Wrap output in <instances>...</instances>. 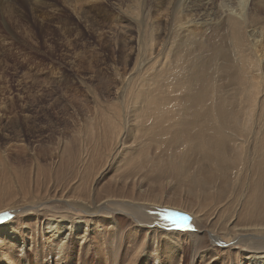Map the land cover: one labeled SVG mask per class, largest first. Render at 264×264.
<instances>
[{
    "label": "rangeland",
    "instance_id": "rangeland-1",
    "mask_svg": "<svg viewBox=\"0 0 264 264\" xmlns=\"http://www.w3.org/2000/svg\"><path fill=\"white\" fill-rule=\"evenodd\" d=\"M240 2L239 6L235 4L231 8L233 11L229 16L238 21L241 34L230 30V24L227 25L229 16L219 15V0L208 8L200 6L197 0H0V206H15L16 209L7 211L11 218L5 223L13 221L22 240L32 237L34 248H38L41 255L39 259L34 255V248L27 247L25 256L28 259L20 264H46L44 243L51 237L47 234L46 220L52 216L39 217L37 211L47 206L50 212L65 214L64 206L67 205L62 200L67 198L68 189L88 200L94 193L97 197V194L109 191L106 195L111 197V203H116L121 192L127 196L135 193L136 196H144L139 184L128 176L145 165L147 155L144 149L147 152L150 149L155 157L163 149L162 142H175L174 137L168 134L162 135L160 143L148 140L145 143L141 139L143 136H139V127H136L141 123L135 121L145 107H156L169 118L181 111L183 119L188 124L197 123L195 125L199 129L205 124L193 115V102L208 103L207 110L210 104L216 106L218 96L223 103L224 117L217 124V138L196 142L195 135L199 134L191 130L190 141L186 138L185 143L188 150L194 151L192 147L196 146L197 151L191 156H182L194 161V172H200L195 177L184 176L183 180L206 177V181L213 184L218 176L212 173L227 169L234 162V157L241 160V156L246 155V159L252 161L254 153L259 152L262 159L249 161L248 175V170L244 169L248 160L244 159L245 166L230 172L240 174H233L235 177L232 175L225 187L217 188L225 181H216L214 190L225 191L219 202L214 203L217 206L227 200L223 198L227 192H232L229 198L236 194L231 202H225L226 210L214 212L208 208L198 217L182 211L180 216L175 205L184 201L187 209L190 202L202 197L201 187L195 184L193 189L172 179H163L155 184L153 175L145 181L154 186L147 196L154 203L163 197L167 199L166 203L174 205V216L169 215L166 206L152 217L168 219V236L173 237L174 234L171 240L174 243L181 235L179 240L183 250L178 264H224L219 260L225 253H231L233 259L231 262L225 260L226 264L245 263L241 253L248 252L244 247L246 241L234 246V238L264 236L256 233L258 231L252 234L236 232L239 228L235 227L242 219L238 218L242 217L240 213L248 203L247 196L259 180L251 169L264 173V0ZM211 10L215 12L213 23L203 24L198 20L203 12ZM242 62L253 66L254 74L250 75L248 82H255L257 86V110L253 113L256 117L252 115L243 121V127L249 129L247 136L236 138L232 105L242 90L237 86V92L233 81L240 67L236 73L234 69ZM166 86H172L171 90L177 94L171 97L175 105L166 104L169 99ZM198 92L204 93L200 95ZM216 92L221 94L216 96ZM248 92L245 91L246 94ZM247 106L249 109L248 103L245 109ZM257 112L263 115L258 126L255 120L258 119ZM204 116L202 114L201 118ZM150 120H155L154 127L162 125L157 114ZM168 121L171 124L164 122L176 136L178 132L188 135V130L184 131ZM200 122L204 125L200 126ZM145 123L151 125L150 121L145 120ZM119 135V148L116 149ZM144 136L146 139L153 137ZM202 139L199 138L200 141ZM199 148H204L201 150L204 154L216 152L222 165L213 164L220 168L205 166L203 158H200L204 155ZM136 149H142V154L134 165ZM118 167L122 170H113ZM79 168L82 172L78 171ZM100 175L102 177L97 180ZM53 195L59 200H44L48 203L39 206L42 197ZM196 201L203 208V204ZM106 209L97 208V213L94 211L95 214L89 215H83L79 210L74 211L78 215L71 216H86L87 220L94 219L100 226L96 231L94 227L90 228L89 244L94 238L103 236L110 245L108 232L113 230V225L120 239L126 234L138 235L141 231L145 246L142 250L146 251L149 244L153 247L152 244L159 239L157 254L165 258L163 264H169L167 258L173 252L169 247L175 245L168 242L165 234L161 237L149 235L150 232L147 234L143 229L146 226L136 222L142 218L129 215L123 208L111 205ZM177 215L178 218H174ZM146 237L150 240L144 245L148 241H145ZM191 238L199 242L201 249L200 246L194 247ZM218 241L226 243L225 247ZM133 243L130 238H125L126 247ZM83 246L76 245L71 250L77 255L75 260L81 257ZM0 250L3 259L10 257L13 260L20 255L19 250L14 251L8 244L2 245ZM200 252H206L205 259H201Z\"/></svg>",
    "mask_w": 264,
    "mask_h": 264
},
{
    "label": "bare ground",
    "instance_id": "bare-ground-1",
    "mask_svg": "<svg viewBox=\"0 0 264 264\" xmlns=\"http://www.w3.org/2000/svg\"><path fill=\"white\" fill-rule=\"evenodd\" d=\"M215 1H217V0H197V2L200 3L199 5L203 6L205 8H208L209 5L213 4V2H215ZM219 1H220V6L218 5L219 15L221 17H227V16L231 15V13L233 11L231 8L235 4H237L239 6V2L243 1V0H219ZM238 6H235V7H238ZM213 8L215 9L216 7H213ZM211 11L210 12H203L199 16L198 20L201 21L203 24H209L210 25L211 23H213V21L215 19L213 17L214 11L213 10H211ZM228 24H230V26L232 28L230 30H234L236 33L241 34L240 24L238 23V21L236 19H234L232 17L230 18V16H229V20H228L227 25ZM230 26H228V28ZM240 42H241V40H240ZM214 46H215V44H214ZM238 47H240V46H238ZM210 49H212V48H210ZM242 54H240V55H242ZM178 55H179V53H178ZM185 58H187V57H185ZM249 59H248V61H249ZM250 61H253V60H250ZM173 64H175V63H173ZM203 67H204V65H203ZM238 67H240V72L236 73V71H238ZM252 67L253 66L250 63L248 65H246V64H244V62L241 63V66H237L236 70L231 67L232 70L234 69V71L236 73V78L233 81L234 82L233 86H234L236 91H237V89H236L237 86H240L241 90H242L241 92L237 91L238 92L237 93L238 99L235 100L234 104L232 105V108L235 111V121H236V123L234 124L235 126L233 128V134L236 138L247 136L249 129H248V127H243L242 124L245 121H247L246 120L247 117H252L253 113L257 110V93H256L257 86H256L255 82H248L250 75L254 74V72L252 71L253 70ZM234 71H233V73H234ZM252 77H253V75H252ZM170 78H171L170 76L167 78L168 82H169ZM171 82H173V81H171ZM166 87H167L166 88V91H167L166 96H168L169 99L167 101L168 103H166V102L165 103L167 104V106L173 105V104L175 105V103L172 102L174 100L172 99V101H171V97H173L177 94H175L174 91L171 90L172 86H171V88L169 86H166ZM173 89H174V87H173ZM246 90H249V92L247 94L245 93ZM199 92H198V94H200ZM203 93H201V94H203ZM218 94H221V93L216 92V96ZM234 99H236V98H234ZM166 100H167V98H166ZM158 102H160V101H158ZM216 102H217L216 106L213 104H210V106L208 107L207 110L205 108L208 106V103L205 102L204 104H200L196 100L193 102L195 104L193 115L195 117H198L199 120L201 119V122H203L205 124L204 125L200 122L201 123L200 126L204 125L203 127H200L201 129L200 128L198 129V126L195 125L197 123L188 124L186 119L185 118L183 119V115H182L183 113L181 111L178 114H174L173 117L169 118L165 115V113L156 109V107H154V108L150 107L148 109H146V107H145V109L143 110V114L139 115V119L135 121V122H138V124L141 123L139 125H136V127H139L138 128L139 129L138 130L139 136L140 137L143 136V137H141V139H144L145 143H147L146 140H148L150 142H154V143L155 142L160 143L162 135L168 134V135H172L174 137L175 142L173 144H166V143L162 142L163 149H162L160 155H156L155 157L150 153V149L148 150V152L144 149V151L147 155V161H146L145 165H143L142 167H138L137 170L131 172V174L128 176L129 179L133 180L136 184H139L138 187L142 193H145L144 196H141V195L136 196L135 195L136 193L131 194L130 196H127L128 194L123 195L121 192V194L117 196L116 203H111V201H110L111 197L106 195V193H108L109 191L101 193L99 196L97 194V197H95V193H94V196H92V198L88 200V198L84 197V195H82V196L79 194L77 195V194H75L74 190L67 188L68 189V193H67L68 196H67V198L65 197L64 200H62L64 202H66V205H67V206H64L65 209L67 210L65 214H60L57 212H50V210L47 209V206L46 207L44 206V204L48 203L49 201H52L53 200L52 198H55L54 195L42 197L39 200V202H41V203H39L40 204L39 206H44V209L42 211H37V214L39 215V217H44V216L47 217L49 215L52 216V218L46 220V222H47L46 225L48 226V227H46V230H48L47 234H51V237L47 239L48 241H46V243H44V248H46V255H47L45 257L46 264H94L95 262H98V264H105L107 261H109L108 262L109 264H136L138 262L139 263L140 262L145 263V264H163L162 260H164L165 258L163 259L162 256H160V254H157L158 253L157 251H159L157 249L160 246V241H159V239H157V236L155 238V239H157V243L154 242L152 244L153 247H151V245L149 244L150 237L145 238V241L146 240H148V241L144 245H146V244H149V245H147L148 247L146 248V251H143L142 249L145 246H143V243H142L143 240L140 236L141 231H140V233H138V235H134L133 233L132 234H126V235H124V237L122 236V238L120 239V237H119L120 235H118L116 233L117 228L115 227V225H113L112 226L113 230L108 232V237L111 239L110 240L108 238L110 240V245L109 244L107 245V240H105L103 238V236H100L99 238H96V239L94 238L91 241V243L89 244L90 233H91L90 228L94 227V230L96 231L97 229H99L100 226L98 225V223L96 221H94V219L87 220L86 216H83V217L76 216L75 218H72L71 216L79 214V213L78 214L74 213V211H77V212L82 211L81 213H83V215H89V214H92L97 208H103L104 207V208L108 209L111 205H113L116 207L123 208L124 210H126V212H129L128 213L129 215L134 214L135 217L142 218L141 221H136V222L138 224H140L141 226L145 225L147 227V228L146 227L143 228V229L147 230L146 231L147 234L150 232L149 235L157 234L159 237H161L165 234L164 236L167 237V239H169L168 242H170L174 238V234H173V237L168 236V232L170 231V227H167V225L169 224L167 222L168 219H162L160 217L159 218H156V217L153 218L152 216H155L156 211L163 209L166 206H167V209L170 211L169 215L174 216L173 215L174 205H172L170 203H166L167 199H163V197L158 198L159 199V201L157 200L158 203H154L153 199H151L150 197L148 198V196H147V193L152 192V187H154V186L151 185L150 183L147 184L148 182L145 183V181L148 178V176L153 175V177H155V179H153V182L155 184L160 183V181H163V179L164 180L165 179H167V180L172 179V180L177 181L178 183L179 182L183 183L184 182V180H183L184 176L195 177L200 172V171L198 173L194 172V170H193V165H194L193 162L194 161L192 162L190 158H188L190 160L187 161L188 159L186 160V158L182 156V155H186V157L191 156L193 154V152L197 151V150H195V149H197L196 146L192 147L194 151L188 150L187 144L185 143V139L187 138L189 140V136L191 135V130L194 131V133L199 134V135H195L196 142H203L206 140H211V139L217 138L215 131H216L218 122L223 120V117H224L223 113L224 112H223V109L221 108L223 103H222V100L219 99V96L216 98ZM246 103L249 104V109H248V106L245 109ZM164 106H165V104H164ZM160 107L162 108V105ZM202 108H204L205 111H202ZM157 110L159 112H157ZM214 112H215V115H214ZM156 114H157V116H159L162 119V125H155V127H154L153 122L155 120H150V117L153 115H156ZM202 114H205V116L201 118ZM257 114H258V112H257ZM255 115H253V116H255ZM261 116H263V115L258 114V116H257L258 119H255V120H257L256 126L259 125ZM167 118L174 123L172 125L178 126L179 128H182L184 131L188 130V135L186 136L185 134L178 132V136H176L173 132H171L170 128L164 122V121H167L169 123ZM145 120L150 121L151 125L147 126V124H146L147 122L145 123ZM192 120H193V118H192ZM253 120L254 119H252V121ZM192 122H194V121H192ZM169 124H171V123H169ZM248 126H249V123H248ZM261 130H262V128H261ZM141 133H143V135ZM206 133H208V134L206 135ZM144 135H148V136L152 135L153 137L150 139H146ZM200 137H203L202 141L199 140ZM119 138H120V135L118 137V145L116 146V149L119 148ZM148 144H149V142H148ZM148 147H149V145H148ZM151 147H152V145H151ZM203 149L204 148H199V151L202 152ZM235 151H236L235 155H237L238 154L237 150L235 149ZM202 153L204 156L200 157V158H203V160H204L203 162H205V166H206V164L210 168H211V166H216L213 163H216L218 165H222V161L216 152L212 151V152L205 153V154H204V152H202ZM141 154H142V149L141 150H138V149L135 150L134 159L136 160V162L134 163V165L138 162ZM254 154H255V156L251 159L252 161H250V158L246 159V155L241 156V160H239V158L235 159V157H234V162L230 166H228L227 169H224L221 172L214 171L212 173V175H217L218 177L215 179V182H213V184H211L210 182H207L206 177H202L198 180L189 179L186 182H184L185 185H187L193 189H194L195 184H198L201 187V189L203 191V195L201 198H197L196 200L200 201L203 204V208H200L198 205V202L196 200H194L193 202L189 203V207H187V209H186V207L184 205V201H183L180 204L175 205L177 212L179 213L182 211L183 212L189 211L188 213H191L193 215H196V217H198L199 215H202L203 212L205 210H207L208 208L212 209L214 212H222L223 210H226V209H224L225 208L224 205H226L225 202L226 201H228V203L231 202V199H233V197L236 194H234L232 197L229 198V196L232 194V192L231 191L227 192V195L223 196V198H226L227 200L224 199L225 202L223 204L220 202L217 206L214 203L219 202V200L222 197V194H225V191L224 192L223 191L222 192H216L214 190L215 187H217L216 181L217 182L218 181L220 182L221 180L225 181L222 183V186H218L217 188L225 187V184L230 181L231 176L236 173L235 171H234L235 173H230V172L233 170H237V168H242V167H240L242 165L245 166L244 165V163L246 162L245 160H248V162H246L248 164H246V167H244V169L248 170V171L245 170V171H247V175H248L250 168H251V163L254 162L255 160H261L262 159L261 154L259 152H256ZM151 155H152V157H151ZM198 160H199V158H198ZM195 163H197V162H195ZM217 168H220V167H217ZM87 169H88V167H87ZM113 170L120 171L122 169H120L118 167L117 169L115 168ZM202 170H203V172H205V168ZM78 171H81L80 168ZM206 171H208V170H206ZM239 171H240V169H239ZM251 171L259 177V180H258L256 186L250 191L249 195L247 196L246 201H248V203H245L244 209L240 213L242 215V217H239L238 219L242 218L243 220L242 219H240V220L235 219L234 220V221L238 220L237 224H239L238 226H235L236 228H239L236 232L245 233V231H246L248 234H252L255 231H258L256 233H260V234L264 235V173L257 172V171L252 170V169H251ZM263 172H264V167H263ZM238 173H236V175ZM91 175H93V174H91ZM97 175H98V173H97ZM82 177H85V176L82 175ZM101 177L102 176L100 175L97 178V180L100 179ZM88 178H90V177H88ZM157 178H158V180L156 181ZM234 179H236V178H234ZM94 180L96 181V177L94 178ZM89 190L90 189H88V191ZM159 193H160L159 196L161 197V192L159 191ZM88 194H90V193H88ZM57 199H56V201H57ZM44 200H48V202H44ZM58 202H60V201H58ZM149 207H150V209H149ZM9 209H16V208H15V206H7V207L0 206V214H7V211H9ZM96 211H95V213H97ZM130 212L132 214H130ZM95 213H93V214H95ZM179 214L181 216V213H179ZM178 216L179 215H177L174 218H178ZM7 219H8V217H5L4 222H0V248L2 245L8 244V246L13 248L14 251L19 250L20 255L16 256V258H14L13 260L10 257L3 259L2 255H1L2 253L0 250V264H20V262L25 263L26 259H28L27 256H25L26 255L25 249L27 247H31V249H33L35 247L34 246V243H35L34 239L31 237V238H28L27 241L22 240V238H20V234H19L18 229L15 227V223L13 221H11L10 223H8V222L5 223V221ZM92 221H94V223L90 224ZM174 224H176V223H174ZM40 229H42V228H40ZM97 233H99V232H97ZM190 234L192 235V233H190ZM186 236H187V234H186ZM213 236L211 238L214 240ZM180 237H181V235H180ZM180 237H178V240H176V243L171 241V243H174L175 246L173 247L171 245L169 247L170 252L173 251L171 254V257L167 258V261L169 264L170 263L171 264L180 263L179 262L180 261L179 256H180L181 250H183L181 248V240H179ZM236 237L234 238L235 239V241L233 243L234 246L241 245L239 243L240 241H246L244 244V247L246 248V250L248 252L246 254L241 253L242 260L245 261V263H242V264H246V263L247 264H264V236L263 237L251 236V237H240V238H236ZM125 238L126 239L130 238L131 240H133L134 243L131 247H129V246L126 247ZM191 241L194 244V247L196 249L199 248L200 245H199V242L197 240H193V238H191ZM123 243H124V246H123ZM218 243L223 247H225V245H226V243H222L221 241H218ZM41 244L43 246V243H41ZM82 244H84V246L82 248L81 257L78 258L77 260H75L77 258V255H74L71 250L74 249L76 245L81 246ZM94 249H97L98 251L95 250L96 252H94ZM200 249H201V246H200ZM33 251H34V255H36V256L38 255L39 259H41L39 249L34 248ZM149 251H152V252L149 253ZM144 252H147V254H145ZM205 253L206 252L198 253L201 256V259H205V257H206ZM224 255L225 256H222L223 258H220V260H219L220 262H223L224 264H226L225 260L228 259L229 262H231L230 260H233L231 253L230 254L225 253ZM83 256H85V259L82 258ZM235 258L239 259V257H237V256Z\"/></svg>",
    "mask_w": 264,
    "mask_h": 264
},
{
    "label": "snow or ice",
    "instance_id": "snow-or-ice-1",
    "mask_svg": "<svg viewBox=\"0 0 264 264\" xmlns=\"http://www.w3.org/2000/svg\"><path fill=\"white\" fill-rule=\"evenodd\" d=\"M5 217L11 218L10 214H0V222H4Z\"/></svg>",
    "mask_w": 264,
    "mask_h": 264
}]
</instances>
